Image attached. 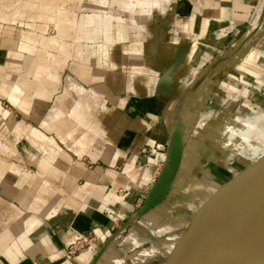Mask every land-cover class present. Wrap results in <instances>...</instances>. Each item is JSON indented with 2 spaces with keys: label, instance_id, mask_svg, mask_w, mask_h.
<instances>
[{
  "label": "crops",
  "instance_id": "1",
  "mask_svg": "<svg viewBox=\"0 0 264 264\" xmlns=\"http://www.w3.org/2000/svg\"><path fill=\"white\" fill-rule=\"evenodd\" d=\"M204 2L202 11L195 9L192 0H182L180 5L176 4L172 14L154 13L147 19L139 16L136 22L141 30L137 33L130 30L136 26L134 19L122 13L124 11L121 15L118 13L116 20H123L129 34L119 45L105 46L118 62L113 66L118 70L110 73L106 81L118 93H127L130 98L125 106L129 108L125 113L116 111L112 115L99 112L97 108L88 117L77 120L71 115L70 99H62L69 104V113L56 116L51 112L44 114L57 93L54 84L46 78L50 65L55 64L50 59L61 58L65 67L70 50H63L56 56L48 52L53 48V41L47 43L45 38L35 40L28 35L23 36L26 43L19 44L14 37L15 29L8 21L24 16L25 12L8 11L7 4L0 0V133L5 139V143L0 142V155H6V158H0V166L5 170L0 174V184L19 191L18 197H0V203L6 206L0 213L8 221L4 227L0 226V264H93L97 254L92 260L88 254L76 259L68 258L64 253L65 246L78 234L96 235L102 242L107 240L114 226L112 214L121 216L139 198L147 199L160 176L159 171L163 170L168 160V153L165 149L155 156L146 157L142 152L147 147H166L179 126L183 129L184 137L178 177L166 200L150 212L168 205L171 192L187 170L189 176L198 173L199 178L207 179L208 175L200 174V169L196 168L200 140L204 135L200 134L195 146L189 147L187 142L199 112L207 104L214 86L220 84L221 75L230 78L229 74L237 62L239 82L246 83L248 52L240 49L234 58L235 64L230 59L222 64L211 59L216 46L224 42L230 32H238L260 0ZM130 6L125 8L126 12L135 9L137 4ZM123 14L125 19L122 18ZM184 16H191V22L180 25L177 20ZM36 17L40 18L38 14ZM117 22L119 25L120 22ZM146 28L151 31L149 35ZM140 32L149 37L141 42L132 40L133 37L139 38ZM117 37L116 34V40ZM38 42L43 44V48L36 50ZM30 44H34L35 48ZM263 44L264 36L256 40L255 52L262 51ZM64 46L62 42V48ZM24 48L33 54H23ZM93 50L91 53L92 50L88 52L79 48V57L84 64L92 63L102 55L97 47ZM41 51L45 57L39 61L46 63V66L37 63L36 55ZM86 53L92 56V61L85 56ZM257 65L259 62L255 64L254 72L259 68ZM25 71H29L33 79L30 85L19 77ZM119 71H125L126 77ZM79 76L86 80L87 73L82 71ZM226 82L222 84L226 88L234 93L240 91L229 80ZM95 88L102 90V86ZM9 96L18 103L24 120L19 121L16 115L3 107L1 100ZM87 100L95 101L101 107L104 104L98 93L89 95ZM25 103L26 108H22ZM190 112L196 114L195 121L190 120ZM222 121L228 124L232 119L225 116ZM126 124L128 126L124 128ZM88 130L93 132L89 141L93 152L89 158L95 163H102L94 170L82 162H75V157L70 154L81 155L82 149L77 146L83 142L82 135ZM209 130L216 131V137L212 138ZM206 135L213 147V141L223 140L221 136H224L214 127H209ZM21 142L24 145L19 149ZM190 149L192 153L188 154ZM19 153L24 155V160L18 159L22 164L13 161ZM121 166L124 167L122 173L116 172L115 169ZM209 178L219 181L215 175ZM235 179L234 175L232 180L226 182ZM185 183V180H181L180 184ZM122 187L127 189L124 195L116 191ZM9 198L15 199L19 206L9 203ZM162 211L159 216H167V210Z\"/></svg>",
  "mask_w": 264,
  "mask_h": 264
},
{
  "label": "rangeland",
  "instance_id": "2",
  "mask_svg": "<svg viewBox=\"0 0 264 264\" xmlns=\"http://www.w3.org/2000/svg\"><path fill=\"white\" fill-rule=\"evenodd\" d=\"M2 1L7 4L8 11L14 9L16 12H25L24 16H18L14 19L11 18L13 20L8 21V23L11 24L10 26L15 29L16 34L14 37L18 40L19 44L24 42L23 36L25 38V36L28 35L31 38H35V40L45 38L47 39V43L50 40L53 41V48L48 49V52L56 56L63 50H65V52L70 50V56L66 59L65 67H63L61 58L50 59V61L55 64L50 65L51 69L46 78H48L49 82L54 84L57 93L53 98V103L49 106L47 111H44L45 115H48L50 112V114L55 116L61 113H69V104L67 101H62V99H69L67 98V94L71 91L68 88L69 78L76 79L80 86L84 89V92L88 95L95 93L100 94V98H102L104 104H102L101 107L98 106L95 101L93 103L88 102L90 104V113L95 112V109L97 108H99V112L104 113H112L116 111L125 113L126 108H129L128 106H125L126 101L130 97L125 92L121 94L113 90L109 85H107L106 81V78L110 73L118 70L113 67L114 64H117L118 62L116 59L111 57L108 52L109 49H107L108 46L111 44L115 45L116 43L107 42L104 36H100V32L102 33L103 31H108L114 28L117 20L120 23L123 22V20L120 19L116 20V18H118L117 14L119 13L121 15L122 11H124L122 13L131 17V19H134L133 21H135L136 14L140 13L143 9L142 8L140 10V8L142 6H146L145 3H148V5L151 6L154 0ZM181 2L182 1L180 0L172 1L169 4L168 10L163 12V15L175 12L176 4L178 3L180 5ZM132 3L137 4L136 8L126 12L125 8H131L130 5ZM146 8L150 10V7ZM114 13L116 14L114 15ZM37 14L40 18L36 17ZM125 15L122 18L125 19ZM92 16H100L98 24H88V19H96ZM137 25L131 27L130 30L132 33L133 31H136L137 33L141 30V27L139 28L140 25ZM252 28H254L251 33L253 35L248 37L249 39L246 38L244 41L240 42V40H242ZM90 30L95 33L94 38H88V36L86 37L85 32ZM145 31L148 35L151 33L148 28H146ZM140 35L144 34L140 32ZM140 35L139 37L143 38L141 41L146 40V36ZM262 36H264V0H260V2L253 7L248 16L247 22L242 25L240 29H238V32H230L224 42L222 41L216 46L215 54L213 55L214 57L211 59V61H215V63L217 62L218 64L226 63L229 59L231 61L233 60L232 63H234V61L236 62L234 58L238 55V51L240 49L241 51L246 49L248 52L246 61L247 64L245 65L247 68L246 83L241 84L239 82L240 74L237 71L238 65L236 62V65H234V68H232L229 74L230 78L227 75H221V79L219 80L220 84L218 83L214 86V90L212 91L207 104H205L204 108L199 112L197 119L207 126L215 124L214 127H218L217 131L222 129L223 131L230 132L236 136L238 134L247 133V135L244 136V139L242 137L240 140L248 142L254 141L256 145H258L261 149H264V58L260 59L261 63L259 62V65H257L259 67L257 68V72H254V69L255 64L258 62H255L252 59V56L256 53L254 44L256 40ZM101 37L104 39L97 40ZM62 42L65 43L64 48H62ZM27 44H29V41ZM32 46L34 47V44ZM35 46L36 48H34L36 50L43 48V44L39 42ZM95 47L102 51V55L94 59V62L84 64V61H82L79 57V48H81L82 51L86 50L88 52L92 50V53L95 51L93 50ZM259 51L261 52L260 54L264 53V44L262 51ZM42 52L43 51L39 52L36 57H39V59L42 57L44 58L45 54ZM23 54L30 56L33 53H30L29 50L24 48ZM209 65L210 62L208 66ZM82 71L87 73L86 80L80 78L79 76ZM119 72H122L123 76L126 77V74H124L125 71ZM95 74L98 75L96 76ZM19 77L24 78V81H27V85H30L33 81L29 71L21 73ZM228 80L231 82V85H235L240 91L234 93V91L222 85L225 81L228 82ZM96 86H102V90L100 91V88L96 89ZM1 102L5 109L11 111L17 116L19 121L24 120V115L19 112L17 107L19 106L18 103L10 98V96L9 98L2 99ZM71 103H74L73 98H71ZM189 114H191L189 115L191 121H193L192 118L196 119L195 113L190 112ZM225 116L231 118L232 121H229V123L226 124V122L222 121ZM104 124L106 125V123ZM126 126H128V124L124 125V128ZM207 126L200 129V127H196V125H194L191 130V136L189 137V139L196 143L200 134L202 136L204 135L200 140L201 149H199L200 153L196 168L200 169V174L204 173L208 175L207 179L203 180L199 178L198 173L192 176H189L190 174L185 175L182 180H185L186 183L181 186L180 180L177 185L178 187L171 192L169 197L171 200H169L168 205L165 204L157 210L149 212L136 220L135 215L146 202L143 197L139 198L137 203H135L132 208H128L126 210L125 214L121 216L118 214H112L114 226L112 234H110L107 240L102 242L99 241L96 235H85V239H83L82 243L83 247L79 246V248L75 249L76 252L74 254H69L74 241L79 235L78 234L65 246L64 253L66 257L76 259L84 254H88L92 260L97 254V257L99 255L100 259L96 264H167L168 260L169 264H174L175 261L173 260V262L171 257L177 254V252L184 245V241L186 239L184 236L187 235L190 229V221L196 215L198 216L233 182L242 178L248 171L255 167L248 160L241 159L239 155H237L240 153L242 148L241 143L233 144L231 147L229 146L227 134L221 136V139L224 141V148H221L215 142H213L215 146H211L210 143L212 141L206 137V131L209 129ZM82 136L84 137H82L83 142L77 146L78 149H82L81 155H74L75 153L73 152H70V154L75 157V162H82L86 164L90 170H94L102 163L100 161L95 163L89 158V154L93 152V149L89 145L90 137H93V132L88 130V132H85ZM4 141L5 139H3L0 133V142L5 143ZM169 144L170 142H168L166 146V153L168 152ZM23 145L24 144L21 142L18 145L19 149L22 148ZM60 145L63 147L61 143ZM74 145H76V143ZM159 146L161 145H157L154 148L147 147L143 150L142 154L149 157L155 156L159 151H165V148H158ZM203 146H205L204 149ZM212 152H215L217 155L211 157L210 154ZM189 153H192L191 149L188 151V154ZM167 155L168 154H166V156ZM1 157L6 158V155H0V158ZM19 157L21 158V161L22 159L24 160V155L19 153L13 160L17 164L19 163ZM20 163L22 164V162ZM122 168L124 167H117L115 171L122 173ZM27 170L32 171L30 167ZM4 171L3 167L0 166V174L4 173ZM159 172L160 175L162 171L160 170ZM212 175L217 176L219 181L215 178H209V176ZM234 175L236 176L235 181L226 182L232 180ZM116 191L120 195H124L126 194L127 189L122 187L120 189H116ZM174 194L179 195H177V197H173ZM18 196L19 191H16L14 187L6 188L3 184H0V197ZM8 201L13 205L19 206L18 202L13 198H9ZM3 204L4 203H0V210L2 211H4L3 209L6 207ZM171 206L172 208H170ZM162 209L164 211L167 210V216L162 217L163 219L159 216L160 213H163ZM149 214L152 216H149ZM7 222L6 217L0 213V226L4 227ZM109 258H111V262H108ZM90 262L91 261L88 263Z\"/></svg>",
  "mask_w": 264,
  "mask_h": 264
},
{
  "label": "water",
  "instance_id": "3",
  "mask_svg": "<svg viewBox=\"0 0 264 264\" xmlns=\"http://www.w3.org/2000/svg\"><path fill=\"white\" fill-rule=\"evenodd\" d=\"M183 137V129L179 126L168 146V160L144 206L135 215L136 220L166 200L181 168ZM251 213L264 214V160L233 182L195 216L184 236V245L171 260L175 261L174 264H213L214 253L223 231L233 221ZM99 259L98 255L93 264Z\"/></svg>",
  "mask_w": 264,
  "mask_h": 264
},
{
  "label": "bare ground",
  "instance_id": "4",
  "mask_svg": "<svg viewBox=\"0 0 264 264\" xmlns=\"http://www.w3.org/2000/svg\"><path fill=\"white\" fill-rule=\"evenodd\" d=\"M172 1H174V0H154L152 2L151 6L148 5V3H145L146 6H142L140 8V10L143 8L141 10V12L136 14V16H135L136 25L138 24L136 22L137 21L136 18H138L140 16V17L147 19V18H150L151 15H153L154 13L163 14V12L168 10L169 4ZM192 1L194 3L195 9H199L201 11L204 10V6H205L204 0H192ZM199 5H202V7H199ZM146 7H150V10ZM92 17H95L96 19H94V18L88 19V24H91V25L92 24H98L100 21V16H92ZM262 18H263V16H262ZM191 19H192L191 16H184V17H179L177 21L179 22L180 25H186V24L191 22ZM117 25L118 24H116V26L114 28H112L111 30L103 31L102 33L100 32V36L101 35L104 36V38H106L107 42H111V43L115 42L116 43L115 45H119L123 38H125V39L127 38L129 31H128L127 26L123 25V22L120 23L118 26ZM169 27H171V26L169 25ZM254 28H252L250 30V32L247 33L245 39L250 37L251 35H253L251 33H252ZM258 32H259V30H258ZM116 34L118 35L117 40H116ZM85 35H86V37L88 36V38H94L95 37V33H93V31H91V30L86 31ZM140 36H143V35H140ZM147 38L148 37H146V39ZM141 39H143V38L142 37H139V38L133 37L132 38V40H134L136 42H141ZM27 49H28V46H27ZM192 49H194V47H192ZM260 53H261L260 51L256 52L252 56V59L255 62H260L261 61L260 59L264 58V53H262V54H260ZM85 56L89 57V59H90L89 61H92L91 60L92 56L90 57V56H88V54H86ZM37 63L39 66H46V63H44V62L42 63V61L40 63L39 57H38ZM44 71H46V70H44ZM42 77H44V75ZM46 77H47V75H46ZM44 81L45 80H43V82ZM68 86H69L68 87L69 90H71V91L67 94V98H69L70 100H71V98H73V101H74V103L71 104V115L77 120L82 119V117H84V116L88 117L90 115V110H89L90 104L88 103L89 101L87 100L89 98V95L84 92V89L82 88V86H80V84L77 82L76 79L69 78ZM26 106H27L26 103L24 105L22 104V108H26ZM58 115H60V114H58ZM192 120L195 121V118H192ZM198 121L199 120L196 119V122H197V123H195L196 127H200V129H201V128H204L207 126V125L203 124V122H201V121L198 122ZM214 126H215V124H212L210 126H207V128L208 127L211 128ZM214 129L217 130L218 127L217 128L214 127ZM219 131L223 135L227 134L228 141H229L228 144L230 147L233 144L241 143L242 148L240 150V153L237 154V155H239V157L241 159L248 160L255 167L257 165H259L264 160V149H261L258 145H256L254 143V141L248 142V141L240 140V139H242V137L244 139V136H246L247 133L246 134H238L236 136L230 132L223 131L222 129H219ZM209 133H210L212 138L216 137V135H217L216 131L212 132L211 130H209ZM213 142H215L216 144H219V146L221 148L225 147L223 140L217 139ZM195 144L196 143L193 140L188 139L187 145L189 147L195 146ZM214 155L216 156L217 154L215 152H212L210 154L211 157ZM187 173H189V171L188 172L186 171L185 174L183 175V177L185 175H187ZM183 177H182V179H183ZM195 194H198V193H195ZM173 204H175V203H173ZM170 208H172V206ZM176 210H177V208H176ZM176 210H174V211H176ZM155 216H156V214H155ZM160 217L162 218L163 216L161 215ZM171 242H173V241H171ZM213 264H264V214L258 215L257 213H251L249 215L242 216L241 218L233 221L223 231L222 235L220 236V239L218 241V244H217V247H216V250L214 253Z\"/></svg>",
  "mask_w": 264,
  "mask_h": 264
},
{
  "label": "built area",
  "instance_id": "5",
  "mask_svg": "<svg viewBox=\"0 0 264 264\" xmlns=\"http://www.w3.org/2000/svg\"><path fill=\"white\" fill-rule=\"evenodd\" d=\"M161 147L166 149L165 146H159L158 148H161ZM124 229H126V228H124ZM83 239H85V237L83 235H78L77 239L73 243V246L71 247V251H69V254H74L76 252L75 249L79 248V246L83 247V244H82Z\"/></svg>",
  "mask_w": 264,
  "mask_h": 264
}]
</instances>
